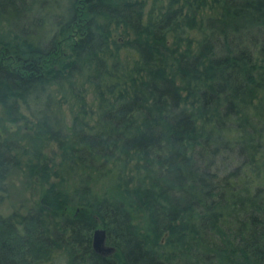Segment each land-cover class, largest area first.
<instances>
[{"label": "trees", "instance_id": "trees-1", "mask_svg": "<svg viewBox=\"0 0 264 264\" xmlns=\"http://www.w3.org/2000/svg\"><path fill=\"white\" fill-rule=\"evenodd\" d=\"M147 4L0 0V264H264V0Z\"/></svg>", "mask_w": 264, "mask_h": 264}, {"label": "rangeland", "instance_id": "rangeland-1", "mask_svg": "<svg viewBox=\"0 0 264 264\" xmlns=\"http://www.w3.org/2000/svg\"><path fill=\"white\" fill-rule=\"evenodd\" d=\"M147 2L149 6L150 0ZM6 188V198L0 202V212L4 214L15 208L25 212L39 196L41 186L28 177L21 167H13L7 177Z\"/></svg>", "mask_w": 264, "mask_h": 264}, {"label": "water", "instance_id": "water-1", "mask_svg": "<svg viewBox=\"0 0 264 264\" xmlns=\"http://www.w3.org/2000/svg\"><path fill=\"white\" fill-rule=\"evenodd\" d=\"M105 230L103 228H96L93 231L92 244L98 251L110 250L109 246L104 245Z\"/></svg>", "mask_w": 264, "mask_h": 264}]
</instances>
